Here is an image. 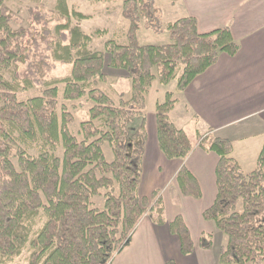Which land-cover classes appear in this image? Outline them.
Here are the masks:
<instances>
[{
	"label": "trees",
	"instance_id": "1",
	"mask_svg": "<svg viewBox=\"0 0 264 264\" xmlns=\"http://www.w3.org/2000/svg\"><path fill=\"white\" fill-rule=\"evenodd\" d=\"M14 1L0 0V264L25 251L28 264H111L145 215L166 224L159 192L139 196L153 83L176 82V91L183 92L221 54L235 56L239 45L228 28L201 34L193 18L166 25L170 43L142 45L140 22L156 21L160 9L155 0H125L127 42L111 38L103 50H91L93 40L107 31L86 34L81 22L91 16L71 8L68 0H56L52 10L29 6L27 19L11 8ZM57 63L71 64V75L50 79ZM107 66L131 81L130 92L120 93L118 102L99 89L109 81ZM60 85L64 101L87 97L93 103L89 120L81 123V141L70 130L73 114L60 107ZM35 89L40 95L20 100L21 93ZM176 103L169 92L156 104L158 142L167 159L185 160L194 145L171 121ZM105 143L114 152L111 162ZM200 146L219 157L217 196L203 214L225 237L219 264H264V145L250 173L233 158L229 140L208 135ZM176 180L184 197L201 199L199 184L185 167ZM103 190L104 209L93 208ZM169 226L181 253L191 255L194 242L183 218ZM200 245L212 249L211 236L203 234Z\"/></svg>",
	"mask_w": 264,
	"mask_h": 264
},
{
	"label": "crops",
	"instance_id": "2",
	"mask_svg": "<svg viewBox=\"0 0 264 264\" xmlns=\"http://www.w3.org/2000/svg\"><path fill=\"white\" fill-rule=\"evenodd\" d=\"M170 3L165 12L156 4L165 26L193 18L201 34L228 28L239 51L235 56L221 54L183 92L176 91V82L168 86L154 82L150 90L162 97L153 109L146 108L147 142L139 196L152 198L159 192L166 224L159 225L151 215H145L129 246L111 264H216L215 261L219 264L221 248L216 250L213 243L212 249L206 250L200 245L203 232H219L213 222L203 217L217 196L219 157L204 150L200 142L208 135L229 140L233 145L232 156L244 173L255 170L264 145V0H178L174 3L170 0ZM117 73V79L126 77L122 72ZM169 92L177 100L170 114L171 121L188 134L194 145L185 160H169L159 147L155 109ZM182 167L198 182L201 199L182 195L176 180ZM163 191L166 198L161 194ZM177 216L183 218L194 242V252L188 256L181 253L180 240L170 230L169 225Z\"/></svg>",
	"mask_w": 264,
	"mask_h": 264
},
{
	"label": "rangeland",
	"instance_id": "3",
	"mask_svg": "<svg viewBox=\"0 0 264 264\" xmlns=\"http://www.w3.org/2000/svg\"><path fill=\"white\" fill-rule=\"evenodd\" d=\"M125 0H103L101 3L90 2L89 0H68V3L71 8H75L77 11L91 16L90 19L84 20L81 22V27L83 31L90 35L97 30H106L107 35L104 37H96L92 44L90 45L91 50H103L104 43L111 38L117 39L120 43H126L127 37L126 33L129 27V22L123 16V3ZM156 4L163 12L167 11L171 6L170 0H155ZM56 4V0H40L38 4H33L28 0H17L10 4L11 8L21 15L23 18L27 19V9L29 6L35 5H44L45 10L54 9ZM159 17H157L156 21H147L141 20V28L138 32V39L142 45H157L162 46L170 43L169 34L166 30V26L164 25L165 20H163V15L159 13ZM167 17V16H166ZM27 26V24H26ZM107 64L109 62L110 57L106 56ZM106 73L109 74L108 83H99V89L106 92L111 98H113L116 102L119 100V94L122 92H130L131 90V81L128 78H120L117 79V69H113L110 66L106 67ZM72 65L65 64L62 65L57 63V68L51 72L49 75L50 79H64L71 75ZM155 74L157 75V71L155 70ZM154 84V83H153ZM63 89L64 85L59 86V104L60 107L62 105H66L68 110L73 114L74 121L70 125V130L73 135H75L79 141L83 139V135L81 133V123L89 120V112L93 106L91 101H88L87 97H83L81 100L75 102H66L63 99ZM151 91V90H150ZM149 91L147 95V104L148 110L153 109L156 101L162 97L158 96L155 90ZM40 95V90L35 89L29 92H23L19 95L20 100L27 101L30 98L36 97ZM163 99V98H162ZM103 151L105 154V158L107 162H111L114 159V152L109 143H105L103 145ZM16 161V160H15ZM165 191L163 193L164 198ZM141 193V191H140ZM105 194L106 191L103 190L101 195L95 197L93 199L92 207L100 210L104 209L105 206ZM142 194V193H141ZM143 195V194H142ZM176 196L174 192L172 193V200L174 202ZM43 221L40 220L38 222L37 227L42 226ZM199 233V232H198ZM201 234V232H200ZM204 234V232H203ZM205 234L211 236L213 243L215 245V249L218 250L221 248L223 244H225V237L222 236L220 232H205ZM199 241V237H198ZM198 243V242H197ZM210 256V255H207ZM28 252L25 251L22 257L17 259L16 261L10 264H28ZM211 261V260H210ZM209 262V260H208ZM210 263V262H209ZM218 264V261L216 262Z\"/></svg>",
	"mask_w": 264,
	"mask_h": 264
}]
</instances>
